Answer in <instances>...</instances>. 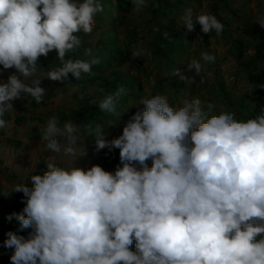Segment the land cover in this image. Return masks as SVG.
<instances>
[{
	"label": "clouds",
	"instance_id": "obj_1",
	"mask_svg": "<svg viewBox=\"0 0 264 264\" xmlns=\"http://www.w3.org/2000/svg\"><path fill=\"white\" fill-rule=\"evenodd\" d=\"M132 3L136 13L148 6V0ZM103 11L101 0H0V65L16 70L0 81V130L12 126L4 118L14 112L11 101L23 94L42 102L41 78L94 74L102 61L92 48L85 49L86 60L66 56L81 47L78 34H91ZM181 20L190 32L196 24L205 34L224 30L215 15L194 19L191 8ZM257 23L264 28V18ZM53 50L61 66L37 77L39 58ZM141 55L150 53L132 52ZM201 60L213 63L215 56L202 52L187 71L200 75ZM173 75L192 82L179 69ZM125 92L120 86L106 96L101 111L118 116ZM140 104L117 138L106 139L99 124L87 126L98 151L120 150L122 167L114 174L99 165L74 166L76 126L48 119L41 136L46 148L74 159L62 167L50 157L42 174L30 175V187L11 190L24 194L25 206L7 219L33 230L27 239L6 234L11 264H264V109L237 120L229 112L209 116L199 98L174 108L157 94Z\"/></svg>",
	"mask_w": 264,
	"mask_h": 264
},
{
	"label": "rangeland",
	"instance_id": "obj_2",
	"mask_svg": "<svg viewBox=\"0 0 264 264\" xmlns=\"http://www.w3.org/2000/svg\"><path fill=\"white\" fill-rule=\"evenodd\" d=\"M116 1L109 0L111 3ZM126 3L124 1L119 10L121 16L118 20L113 19L118 11L111 5L110 9H105L97 15L96 25L91 34L79 33L82 40L81 47L94 49L93 55L103 60L100 65L102 71L97 77L82 74L79 80L68 76L64 81L41 78L40 86L45 89V92L50 89L54 91L53 96L44 104L30 109L32 114L47 118L46 122L38 127L41 134L51 117H56L60 123L62 115H69V122L73 123L71 115L78 112L82 98H88L91 105H98L108 96L103 79L109 81L116 79L127 84L135 83L133 87L126 88V93L131 95L129 100L116 106L119 115L104 112L101 117L103 123L100 125L105 128L108 140L120 136L129 119L144 108V105L140 104L142 99L151 98L157 94L166 96L170 106L174 108L183 106L185 100L199 98L202 108L209 116L229 112L233 113L237 120L249 118L236 111V103H246L255 114L264 109L256 93L255 79L259 74L260 64L245 65L255 58V50L260 43L264 42V28L257 23L259 18H264V0H148V6L140 13L134 11L132 2L129 7H126ZM158 6H162L164 12L157 11ZM217 7L220 8L217 9ZM189 8L192 9L194 19L201 12L215 15L226 28V32L219 35L215 32L205 34L201 31L199 24L195 25L194 31H188L181 17ZM160 33L187 38V47L181 60L179 59L187 65L192 59L200 60L202 52L215 56L213 63L205 64L201 60L204 67V71L200 74L201 87L195 83L193 87L184 84L179 91L170 89L169 77L180 62H176L170 68L158 66L157 58L153 57V53L157 47L156 36ZM240 38H243L246 48L243 57L238 59L232 51L236 49V43ZM100 43L103 47L115 52V63L107 62L103 54L96 52ZM127 46H130L133 51L143 49L150 55L137 57L139 60L144 59L143 64L137 66L135 61L127 60L119 54ZM55 52L53 50L47 57L41 56L39 59H46ZM15 72L14 68L4 70L1 67L0 81L6 82L8 76ZM45 73L43 69L37 70L36 75L40 77ZM157 79L160 85L156 84ZM220 90L227 98L218 96ZM25 97L22 94L20 99ZM11 103L14 112L6 115H9L8 121L12 126L7 131L0 130L3 132L0 134V192L9 191L10 195L0 194V205L14 202L17 196L24 197L22 192L11 190L23 184L30 187V175L42 174L46 170V162L50 157H53L57 165L62 167L71 164L74 159L47 149L41 137L28 126L29 122L26 121L27 123L22 126H17L15 117L21 113L23 105L21 103L19 105L16 100ZM76 128L81 139L76 146L77 157L73 161L74 166L88 169L93 165H99L105 171L114 174L115 168L121 165L120 150L104 148L98 151L94 137L86 135L87 131L82 132L77 126ZM18 235L26 239L29 236L25 233ZM130 249L135 251L134 241ZM12 251L14 252V249Z\"/></svg>",
	"mask_w": 264,
	"mask_h": 264
},
{
	"label": "trees",
	"instance_id": "obj_3",
	"mask_svg": "<svg viewBox=\"0 0 264 264\" xmlns=\"http://www.w3.org/2000/svg\"><path fill=\"white\" fill-rule=\"evenodd\" d=\"M126 1V7H129L131 5L132 0H117L115 3L109 2V0H101L104 10L105 9H110L111 5L114 6L116 11H118L117 16L113 17L114 20H118L121 16V13L119 10L123 6V2ZM166 7V6H165ZM224 7V6H223ZM220 7H217L219 9ZM157 11L164 12V8L162 6H158ZM97 19V18H96ZM226 32V28L224 27V30L222 34ZM168 34V33H167ZM80 35V34H78ZM156 41H157V47L153 53V57L157 58V63L158 66L160 65L161 67L164 68H170L175 65L176 62L181 60V56L183 55V52L185 51V48L187 47V38H181V37H176L173 35H165V33H160L156 36ZM100 46L97 48L96 52L103 54L102 56L104 57V60L107 62L113 64L116 62V57H115V52L112 50H109L105 47L102 46V44H99ZM235 50L232 51L234 55L237 56L238 59H241L243 57L244 50L246 48L243 38H240V40L236 43ZM95 51L94 49H92ZM106 52V53H105ZM132 52L133 50L130 48V46H127L122 52L119 54L123 55L127 60H133L135 61L137 66H141L144 62V59L139 60L138 58H133L132 57ZM85 53V48L80 47L77 51L69 53L66 56L67 58H79V59H89V57H85V55H82ZM103 61V60H101ZM180 64L177 66V69H179L184 75L192 78V82L188 81H181L179 77L174 76L173 74L170 75V82H169V87L170 89L174 91H179L184 84L194 86V84H198L199 87L202 86L201 82V75H196L194 70L189 72L187 71V63H183L179 61ZM257 63L260 64V69H259V74L256 76V93L259 99V103L262 107H264V42L260 43L258 48L255 50V58L251 60L250 62L246 63V66L250 65H256ZM100 65H94L92 68V73L94 74H87L88 76L91 77H97L102 70H100ZM61 66V62L59 61L57 57V53L55 52L52 56L43 59V60H38V67L37 70H44V71H49L52 70L56 67ZM3 67L0 65V68ZM69 76H72L69 74ZM104 84H106V92L108 95L112 94L115 92L120 86H124L125 90H127V87H133L135 83H123L120 82L119 80H113L109 81L108 79H103ZM156 84L160 85V82L158 79L156 80ZM205 87V85H204ZM53 90H48L45 92V95L42 98L41 103H36V101L31 98L30 96H26L25 98L22 99H17V103L20 105V103L23 105L21 106V113L16 115L15 117V124L17 126H22L23 124L29 122L28 126L32 129V131H35L36 135L39 137L42 136V134L39 132V126L44 124L46 122V117L45 116H40V115H34L30 112L31 107L32 108H38L40 105L44 104L47 100L53 96ZM218 96L227 98L223 91L220 90ZM131 95H128L126 92L123 96L120 97L117 105H119L122 102H127ZM22 100V102H20ZM29 101V102H28ZM28 102V103H27ZM80 107L77 109L78 112L74 114H70L71 118H73V123L80 128L82 132L87 131V126L91 125L92 127H95L97 124H102L103 122L101 121V117L104 114V111H101L99 108V104L91 105L90 101L88 98H82L80 100ZM116 105V106H117ZM236 111L240 112L242 115H244L247 118H254L257 114L251 112V109L249 106H247L246 103L240 102L236 103ZM6 120H8L10 117L9 115H5L4 117ZM69 115H62L59 126L63 127L65 122H69L70 120ZM27 121V122H26ZM105 131V128H104ZM3 133L0 131V134ZM64 142L63 138H61V143ZM79 143V142H78ZM148 166H152L151 160L147 161ZM137 168L139 169V165H136ZM120 167H122L120 165ZM90 169V168H88ZM117 167L115 168L116 171ZM87 170V169H86ZM25 197L22 196H17L14 202L7 203L0 205V252H2V257H0V264H11L10 257L13 254V251L11 248H7L4 246V241L7 239V233L9 231H12L16 233L17 235L20 233H25L29 235L30 232L33 230L31 228L29 229H23L21 230L19 221H17L14 217L11 221L7 219V217L12 214V213H20L22 212L25 204L23 203ZM135 242V241H134ZM132 247V245H131ZM3 258V259H1Z\"/></svg>",
	"mask_w": 264,
	"mask_h": 264
}]
</instances>
